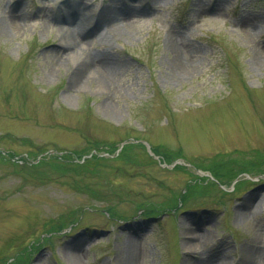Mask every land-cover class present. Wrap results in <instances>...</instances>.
Returning a JSON list of instances; mask_svg holds the SVG:
<instances>
[{
  "label": "rangeland",
  "instance_id": "rangeland-1",
  "mask_svg": "<svg viewBox=\"0 0 264 264\" xmlns=\"http://www.w3.org/2000/svg\"><path fill=\"white\" fill-rule=\"evenodd\" d=\"M0 152L38 174L0 158V264H126L131 241L132 264H264V0H0ZM65 155L106 159L63 177Z\"/></svg>",
  "mask_w": 264,
  "mask_h": 264
},
{
  "label": "bare ground",
  "instance_id": "bare-ground-1",
  "mask_svg": "<svg viewBox=\"0 0 264 264\" xmlns=\"http://www.w3.org/2000/svg\"><path fill=\"white\" fill-rule=\"evenodd\" d=\"M65 20H68V23L70 24H74L73 29H75V27H80L81 29H83L84 23L83 21H80L79 19L77 20L76 18H72L69 15H67V17H63ZM12 24H16L17 21L15 19H12ZM106 24V23H105ZM104 24V25H105ZM98 27L101 25H97ZM101 36L103 37V39L108 38L111 35H115L116 33H112L109 32L108 30H106V27H102L101 30ZM67 33V37H68V42H65L64 44H62V49H70L72 48L76 43H77V39L74 37V35H71L72 31L71 28L68 29ZM110 33V35H109ZM86 61H84L85 63L83 64V62L80 63L78 69H77V75L79 76L80 73H83L86 69H89V71L86 73V77H90L92 79H96L99 81V83L101 84L102 88L105 89H109L111 88V71H112V65L111 62L110 63H106L103 61H100L99 63L97 62H93L94 56L92 55H87L86 56ZM105 59V58H104ZM92 61V62H90ZM175 69L180 70V72L182 71H186L185 68H183L180 65V62L177 61L176 64H174ZM187 68V66H186ZM79 78L76 77L74 83L76 84L78 82ZM249 206V204H242L243 209H247V207ZM241 207V208H242ZM243 212V211H242ZM240 212V216L243 217V213ZM191 246H193L195 249H199V245L203 244V243H207L208 239L210 238V234L209 233H202L199 231H194L193 230V234L191 235ZM129 245V249H128V254L125 257V263L126 264H132L135 259L137 258V256L139 255V249L137 250L135 247V244L131 241L128 243ZM223 246L225 247L226 244H223ZM222 246V247H223ZM132 248V249H131ZM248 252V256H246L243 260L244 264H257V258L260 257V254L258 251L254 252L253 250L251 251H247ZM70 258L73 260V258L75 259V261H80L81 256L80 255H76L75 253H71ZM224 259V260H223ZM227 259L226 258H219L217 263L214 264H227ZM241 260L238 262L240 264ZM237 263V264H238ZM207 264V263H206ZM208 264H212L211 262H209Z\"/></svg>",
  "mask_w": 264,
  "mask_h": 264
},
{
  "label": "trees",
  "instance_id": "trees-1",
  "mask_svg": "<svg viewBox=\"0 0 264 264\" xmlns=\"http://www.w3.org/2000/svg\"><path fill=\"white\" fill-rule=\"evenodd\" d=\"M132 146H134V144H128L127 143L123 147L124 151L122 150L119 155L123 154V152H126V151L127 152L124 153V154L127 155V153H130V151L132 150ZM153 152L155 153V151H153ZM176 152H177L178 155H182L183 149H179ZM83 154L84 153H82L81 156H83ZM155 154H157V152ZM5 157L9 158V159H6ZM16 157L20 158L19 161H14L13 158H16ZM68 157H70V159H72V160H70ZM0 158H5L6 159L2 163H5V164L8 163V164H12V165L16 164L18 167H20V169L15 170L16 172H20V173L23 172L21 174H27L30 177H35V176L38 175L37 171L34 169L36 167L35 164L29 163V160H27L28 158H30V156L29 157H25V156L20 157L16 153L3 154L2 152H0ZM82 158L83 157H81L79 159L78 157H76L75 159H73V156H71V155H65L63 157L56 156V157L52 158L55 161L48 162L49 159H47L45 163L49 164L53 168L52 172H54L56 174H60L61 176H63L64 173H70V174L74 175V177H79L81 175L85 176V175L93 174L97 169L100 168L99 161H102V160L106 159V158L103 159L101 157L98 158L97 155H95V156H92V159H86L85 161L81 162L80 160ZM146 159L150 160V162H151V160H153V156H151L150 153H147ZM50 160H51V158H50ZM21 161L23 162V164L20 163ZM61 162L64 163V166L69 167L70 170L64 171L63 168H60L61 166L59 167L58 164L61 163ZM182 166H184V165L177 164L174 168H175V170H181ZM238 166L242 167V165H238ZM92 167H95V168L94 169H90ZM185 169H186V167L184 169H182V170H185ZM93 170H94V172H92ZM243 170L244 169H241L240 171H243ZM61 171H63L64 173L61 172ZM42 172H45V171H42ZM216 173H217V171H216ZM42 174H45V173H42ZM189 184L190 183H187L186 186H185V189H186V193L185 194H187L186 197H188L189 195L193 196L195 194L194 186L192 187V185L191 184L189 185ZM238 188H240V187H237L236 189H238ZM180 195H182V193H180ZM147 213L151 214L150 211H147ZM74 217H75L74 214H72L70 216H67V217L64 216V215L59 216V218H57V221L55 222V223H57V226L54 227V228L53 227L50 228V233L55 232L57 229H59L61 227H65V226H67L69 224H72L73 221H75V220H73V219H75ZM51 224H52V222H51ZM24 262L25 261H24L22 256H17L16 257V263H13V264H23Z\"/></svg>",
  "mask_w": 264,
  "mask_h": 264
}]
</instances>
